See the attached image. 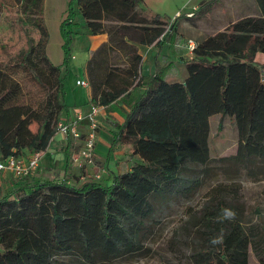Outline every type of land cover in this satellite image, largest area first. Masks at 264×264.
<instances>
[{"label":"trees","instance_id":"1","mask_svg":"<svg viewBox=\"0 0 264 264\" xmlns=\"http://www.w3.org/2000/svg\"><path fill=\"white\" fill-rule=\"evenodd\" d=\"M221 1H203L193 15H208ZM255 1L259 14L197 43L184 80L171 81L160 69L151 75L125 121L114 125L111 148L120 145L141 159L131 170L115 174L108 186L62 177L35 180L0 198V264H111L135 257L145 253L149 223L163 204L194 198L219 170L231 179L264 178V63L258 61L264 54V0ZM26 4L24 15L3 2L0 14L3 158L45 150L56 136L50 117L15 102L21 90L7 71L23 67L49 93L55 85L53 107L57 114L67 110L77 14L91 34L109 36L87 64L92 101L105 106L144 84L140 47L160 48L169 31L178 33V17L172 23L145 0H71L60 25L65 73L52 63L47 73L33 58L48 34L44 0ZM217 114L228 115L239 136L236 152L218 158L210 145ZM31 120H41L38 131ZM226 188L213 186L206 195L209 202L194 223L191 264H250L251 249L264 264V221L247 227L244 204L227 200Z\"/></svg>","mask_w":264,"mask_h":264},{"label":"rangeland","instance_id":"2","mask_svg":"<svg viewBox=\"0 0 264 264\" xmlns=\"http://www.w3.org/2000/svg\"><path fill=\"white\" fill-rule=\"evenodd\" d=\"M28 0H0V14L2 12V3L12 5L16 10L22 14H26L25 8ZM71 0H44L45 5L53 6L56 10L55 21L50 20L46 22L48 34L46 37L45 46L40 45L33 54L34 60L41 64L47 71L50 72V65L52 63L56 66H61L65 73L63 66L64 51L62 48L63 40L59 31L60 24L67 17L69 4ZM204 0H152L154 6L165 8L161 14L169 17L173 23L178 17L177 34L174 31H169L167 36V48L163 54L165 57H172V53H178L179 61L181 63L191 59L194 54L188 49L187 44L189 40L199 43L209 35L215 34L218 31L227 29L231 22H235L246 15H257L260 13L259 7L255 0H222L220 4L212 6L208 15H193V7L200 5ZM77 9V6H75ZM190 10L186 15L187 11ZM158 12V11H157ZM160 13V12H159ZM45 16V15H44ZM83 19L80 14H77L75 22ZM49 24V25H48ZM80 26H78L79 29ZM82 27V26H81ZM85 28V26H83ZM86 29V28H85ZM80 36L78 34L77 38ZM77 41V42H76ZM72 46L71 67L75 72L82 75L90 82L88 76L87 64L92 56L89 57L88 48L82 46L86 45L85 39H77ZM84 41V44H83ZM172 43V44H171ZM178 44V45H177ZM157 54V53H156ZM258 61L264 63V54L260 53ZM160 70L164 71L168 78L184 77L182 64H175L173 72L168 76L167 69L169 64L159 63ZM9 77L19 83L21 90L20 96L16 99V103L28 104L35 111L42 116L50 117L53 126L56 128L60 121H64L66 110L57 114L53 107L52 95L55 93L56 86L52 85V90L49 93L45 87L37 82L33 75H30L21 66L10 68L7 71ZM73 84L72 78L68 81V86ZM92 96V85L89 83ZM69 118V117H68ZM222 122V127L220 128ZM30 128L33 131H38L41 127V120H31ZM103 130H99L98 133ZM85 135L81 139H75L71 142V148L68 155L64 153L63 147L53 149L50 157L42 158L38 168L31 176L17 177L12 172L7 171L0 173V181L3 183H11L12 185L30 184L35 180L46 181L49 179L65 177L71 183L81 185L87 180H95L107 186L110 168L106 162V155L102 153L103 158H99L98 150L95 149L93 165H84L82 162L74 161L73 157L77 156L79 150L82 148ZM211 154L213 157L229 156L236 152L238 146V131L236 124L229 118L228 115H214L211 117V136H210ZM112 139V138H111ZM110 139V140H111ZM58 142V141H57ZM59 139L58 147L62 144ZM96 148L97 143H96ZM25 155L29 154L28 150L24 151ZM101 155V153H100ZM128 157V156H126ZM131 163H137L133 159L122 158L121 164L124 171L130 167ZM81 163V164H80ZM215 165H220V162L215 161ZM134 165V164H133ZM100 170L101 177L96 179L95 173ZM119 169L117 170V172ZM222 171L216 178L207 179V184L201 188L197 195L192 199H173L161 206L159 212L155 216V220L149 223L148 236L145 241L146 251L141 255L131 258H122L114 261L111 264H191V255L194 250L193 236L194 225L196 219L202 215V211L208 204L207 193L213 186L222 184L226 186V193L223 195L227 200L231 201L233 198H238L245 206V214L243 216V223L248 227L250 225L261 226L264 221V178L258 181L250 180L247 176H241L231 179ZM5 188L0 186V194ZM9 188V187H8ZM14 188V187H13ZM233 188V189H231ZM10 189V188H9ZM16 189V187L14 188ZM13 190L12 188L10 189ZM10 190H5L8 192ZM189 243V244H188ZM250 264H260L258 256L253 249L250 250Z\"/></svg>","mask_w":264,"mask_h":264},{"label":"crops","instance_id":"3","mask_svg":"<svg viewBox=\"0 0 264 264\" xmlns=\"http://www.w3.org/2000/svg\"><path fill=\"white\" fill-rule=\"evenodd\" d=\"M145 1H146L147 5L155 11H158L160 13L166 11V10H164L165 8H163L162 6L160 8L158 6L155 7L152 0H145ZM204 1H207V0H204ZM198 7H199V5L193 7L190 10L197 9ZM190 10L187 11L186 15L188 14V12ZM44 15H45V20L47 23L50 20L55 21L56 20L55 19V15H56L55 7L53 6L52 8H50V6L46 4L44 7ZM76 24H77L75 27L76 34L74 35L73 44L75 43V41L77 39H85L86 45L82 46V47L85 49L88 48L89 57L91 56V53L93 51H95L97 48H99L103 43L107 42L109 39V36L107 33H100V34H95V35L91 34L87 29H85L83 27L85 24L83 19H79V22ZM59 25H61V24L58 21V26ZM78 26H80L79 29H78ZM59 31H60V28H59ZM78 34H80V36L77 38ZM166 43H167V38L165 39L163 46L160 48L155 46V45H153V46H141L140 47L139 52L143 56L142 73H143L144 84L133 87L129 93L121 96L120 98H118L117 101L111 103L110 105L105 106V108L99 114V117H98L99 122H100L99 130L100 131L103 130V133L102 132L98 133V139H97V147L98 148H96V149L98 150V156L101 159L103 158L102 153H105L106 162L110 168V175H109V180H108L107 186L112 183V180H113L115 174H119V173H122L124 171L131 170L133 167V164H135V163L129 162L130 167L124 171H120L122 169L121 160L123 157H125L126 159H128V158L133 159L137 163L141 161V159L138 156H132L126 149H124L120 145H116V146L111 148V144L113 141V134L115 131L114 125L116 123H123L125 121L127 114L133 109L136 101L144 94V92L146 91L145 83L149 80L151 75H154L155 73H157L159 68H161L160 64H158L159 59H160V61L162 60V63L169 64V68L167 69L168 76L170 75L171 72H173L172 67L176 68L175 64H178V65L182 64L183 72L186 70L184 73V75H185L184 77L175 78L176 77L175 76L174 78H169L171 81H182L187 76L186 61L181 63L178 60L180 54L176 53V51H175V53H172V57H174L175 60H172L171 57H165L166 54H163L167 48ZM73 44H72V46H73ZM83 44H84V41H83ZM71 49H73V48L71 47ZM83 73L84 72L82 71V75L78 74L76 76L75 72L72 70L71 61H70V68L68 71V79L66 81V103H67L68 109L66 110L67 116L64 117L65 121L69 120L70 118L75 117L76 113L79 111L87 112L89 110L91 104L95 103L94 101H92L90 88L77 85V80L79 78H85V74H83ZM70 78H72L73 84L68 86V81L70 80ZM81 131L83 132V134H85V132H86V125L85 124H83V126L81 127ZM59 139H61L63 141L62 144L64 143L65 145H61L58 147ZM70 140L67 139L66 137L60 135V134H57L51 140V142L49 144V150L43 158L47 159L48 157H50V155L53 152L54 147L55 148L63 147L64 153H66L68 155L69 149L72 146L71 142H69ZM71 141L73 142V140H71ZM100 153H101V155H100ZM31 154H32V151H29L28 155H25V153H23L22 156L28 158L31 156ZM126 156H128V157H126ZM118 169H119V171L117 172ZM1 185H3L5 188H3V191L0 194V198L4 195L11 193L15 187L18 188L19 186H21V184L12 185L10 182L9 183H3L0 181V186ZM8 187L10 189L12 188L13 190L11 191ZM5 190H10V191L5 192Z\"/></svg>","mask_w":264,"mask_h":264},{"label":"built area","instance_id":"4","mask_svg":"<svg viewBox=\"0 0 264 264\" xmlns=\"http://www.w3.org/2000/svg\"><path fill=\"white\" fill-rule=\"evenodd\" d=\"M193 14V13H192ZM197 43L193 40H189L187 47L193 53ZM77 85L82 87H89V81L85 78H79ZM105 108V105L99 103L91 104L87 112L79 111L75 117L69 120L60 121L56 126V135L60 134L67 139L75 140L81 139L85 135L82 148L79 150L77 156L73 157L74 161L82 162L84 165H93L94 155L96 149V143L98 139V132L100 127L99 114ZM86 125V132L83 134L81 127ZM49 146L45 150L32 151L30 157L11 155L7 158H3L0 152V173L10 171L17 177L31 176L33 172L38 168L40 161L48 152ZM81 164V163H80ZM96 179H100V170L95 173Z\"/></svg>","mask_w":264,"mask_h":264}]
</instances>
